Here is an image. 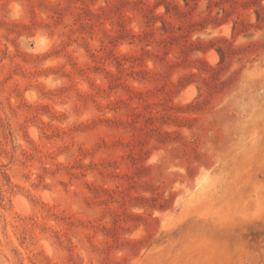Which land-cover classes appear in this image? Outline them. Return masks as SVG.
<instances>
[{
	"label": "rangeland",
	"instance_id": "obj_1",
	"mask_svg": "<svg viewBox=\"0 0 264 264\" xmlns=\"http://www.w3.org/2000/svg\"><path fill=\"white\" fill-rule=\"evenodd\" d=\"M0 264H264V0H0Z\"/></svg>",
	"mask_w": 264,
	"mask_h": 264
},
{
	"label": "bare ground",
	"instance_id": "obj_2",
	"mask_svg": "<svg viewBox=\"0 0 264 264\" xmlns=\"http://www.w3.org/2000/svg\"><path fill=\"white\" fill-rule=\"evenodd\" d=\"M225 26H226V25H225ZM228 26H229V25H228ZM219 27H220V26H219ZM225 29H226V27H225ZM223 30H224V28H223ZM211 53H212V52H211ZM213 53H214V52H213ZM210 57H211V56H210ZM192 89H193V88H192ZM193 90H194V89H193ZM184 92H185V90H184ZM184 92H183V93H184ZM183 93H182V94H183ZM182 94H181V95H182ZM185 94H186V93H185ZM185 94H184V95H185ZM186 95H188V94H186ZM186 97H187V96H186ZM186 97H185V98H186ZM181 98H182V97H181ZM181 98H180V100H181ZM185 98H184V99H185ZM188 98H189V96H188ZM188 98H186V99H188ZM182 99H183V98H182ZM186 99H185V100H186ZM190 101H191V100H190ZM17 203H18V202H17ZM17 205H18V204H17ZM19 205H22V204L19 202ZM19 207H20V206H19ZM22 207H25V206H22ZM22 207H21V208H22Z\"/></svg>",
	"mask_w": 264,
	"mask_h": 264
}]
</instances>
